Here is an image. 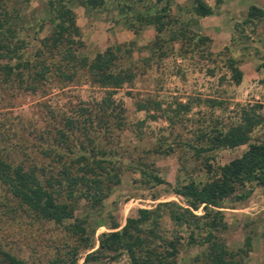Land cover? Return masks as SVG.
I'll list each match as a JSON object with an SVG mask.
<instances>
[{
    "label": "rangeland",
    "instance_id": "obj_1",
    "mask_svg": "<svg viewBox=\"0 0 264 264\" xmlns=\"http://www.w3.org/2000/svg\"><path fill=\"white\" fill-rule=\"evenodd\" d=\"M205 1L213 12L194 16L191 0H169L168 15L164 17L168 21L161 35L166 39L170 29L188 23L186 37L168 38L161 48L151 49L154 26L140 20L136 12H152L164 0H104L96 7L67 0L82 42L78 50L91 57L106 45L120 44L122 51L130 49L129 54L123 53L120 64L130 65L134 71L131 81L113 93L122 102L123 123L113 128L110 136L99 133L100 144L116 150L107 166L113 165L119 181L108 182L109 189L97 205L91 206L81 198L73 210L74 216L85 215L89 225L95 226L94 238L108 228L111 219L122 224L137 207L151 206L157 200L181 201V197L166 190L165 183L155 182L140 168L171 183L189 178L204 180L205 157L224 162L239 154L246 144L195 154L190 145L200 142L198 131L212 124L227 126L238 119L242 108L254 107L264 116V17L243 21L248 4L264 8V0ZM5 5L15 18L19 34L28 42L27 53H31L38 44L37 36L50 28L46 23L36 29L45 15L46 0H5ZM195 33L209 39L194 43ZM228 56L241 70L238 82L229 77ZM101 93L100 87L87 82L61 86L52 79L36 92L15 82H0V147L30 144L34 134L51 122L49 109L57 117L62 112L72 113L79 100ZM211 100L219 103L211 104ZM263 128L256 126L251 139L259 136ZM155 147L170 149L155 152ZM3 194L0 186V197ZM151 194L157 198L152 199ZM221 205L227 227L220 235L226 247L245 249L242 264H264V185H253L242 199L227 197ZM195 211L199 213L201 209ZM162 221L165 229L171 227L166 217ZM71 246L77 247L73 264H128L125 253L115 260L85 263L83 255L91 248L80 245L77 235L64 225L35 218L20 208H0V247L28 264H49L55 256L66 257L65 250ZM203 250L204 245L183 242L174 264H207Z\"/></svg>",
    "mask_w": 264,
    "mask_h": 264
},
{
    "label": "trees",
    "instance_id": "obj_2",
    "mask_svg": "<svg viewBox=\"0 0 264 264\" xmlns=\"http://www.w3.org/2000/svg\"><path fill=\"white\" fill-rule=\"evenodd\" d=\"M79 1L90 7L104 2ZM168 1L164 0L163 5L152 12H136L140 20L154 26L151 49L161 48L168 38L186 37L188 23H179L178 27L170 29L166 39L161 35L168 21L164 19L168 15ZM190 10L194 16L213 12L205 0H191ZM44 14L36 29L47 23L49 31L37 36V46L27 53L28 42L19 34L5 0H0V82H15L31 92L41 90L52 79L61 86L87 82L100 87L102 93L79 100L72 113L62 112L57 117L49 109L51 122L34 134L30 144L0 147V186L5 192L3 198L0 197V208H20L35 218L64 225L68 232L77 235L80 245L91 248L83 255L85 263L115 260L125 253L128 264H174L184 242L204 245L202 253L207 264H242L245 249L227 248L220 235L227 227L220 207L223 199L231 196L242 199L253 185H264V128L259 136L251 139L253 129L264 126V116L254 107L242 108L238 119L227 126L212 124L198 131L200 142L190 145L195 154L246 144L239 154L224 162H212L205 157L204 180L189 178L171 183L140 168L155 182L165 183L166 190L181 197V201L157 200L151 206L137 207L135 214L127 215L122 224L111 219L108 228L94 238L95 226L89 225L85 215L74 216L73 210L81 198L91 206L97 205L109 189L108 182L119 181L117 170H113V165L107 166L116 150L104 148L99 142V133L110 136L112 129L120 128L123 123L122 102L113 97V93L134 76L130 65L119 62L130 49L122 51L120 44L106 45L88 57L78 50L82 42L67 0H46ZM261 17H264V8L250 3L243 21ZM194 37V43H205L209 39L197 33ZM160 53L164 54L163 50ZM226 65L230 79L238 82L241 70L234 58L228 56ZM212 103L219 102L211 100ZM180 106L187 107L183 103ZM169 149L153 148L155 152L164 153ZM151 198L157 195L151 194ZM198 208L199 213L195 211ZM164 217L171 224L170 228L163 227ZM67 219L71 220L65 222ZM248 241L246 235V246ZM65 256H55L49 264L75 263L77 247H69ZM0 264L28 263L0 247Z\"/></svg>",
    "mask_w": 264,
    "mask_h": 264
}]
</instances>
